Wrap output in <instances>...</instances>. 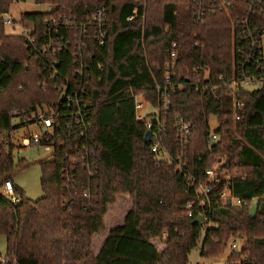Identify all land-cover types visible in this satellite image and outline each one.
<instances>
[{
    "label": "trees",
    "instance_id": "16d2710c",
    "mask_svg": "<svg viewBox=\"0 0 264 264\" xmlns=\"http://www.w3.org/2000/svg\"><path fill=\"white\" fill-rule=\"evenodd\" d=\"M36 1L48 9L24 13L21 21L33 26L38 44L46 41L47 32L59 42L71 41L60 54L58 81L72 77L76 56L92 54L91 127L84 136L60 129L51 139L54 152L40 161L41 198H28L15 183L19 201L4 194V182H14L28 167L24 159H15L13 130L33 123L37 107H56L59 91L48 77L46 59L26 36L8 34L0 17V236L7 242L5 264H189L199 245L203 257L213 258L235 238L243 246L225 264H264V85L243 92L237 119L231 99L221 89L215 91L221 77H235L234 23L254 14L252 2L230 0L232 7L223 9L220 0ZM13 3L0 0V14L9 13ZM101 6L109 14L104 46L83 29L91 35L89 24ZM80 42L90 43L88 51L78 50ZM174 43L176 80L183 86L172 93L171 110L155 122L154 132L163 125L161 151L176 158L180 146L173 119L181 115L192 123L184 172L172 160L157 158L145 143L147 127L135 114L136 95L159 107L157 87L163 84ZM15 117L20 119L16 126ZM212 117L219 139L210 146ZM218 163L230 176L233 195L245 204L225 203L220 184L211 194V206H200L198 184ZM120 200L127 205L112 215ZM255 200L260 205L251 217ZM199 213L206 220L194 223ZM96 237H102L98 246Z\"/></svg>",
    "mask_w": 264,
    "mask_h": 264
},
{
    "label": "built area",
    "instance_id": "2783aa9c",
    "mask_svg": "<svg viewBox=\"0 0 264 264\" xmlns=\"http://www.w3.org/2000/svg\"><path fill=\"white\" fill-rule=\"evenodd\" d=\"M249 1L255 6L253 10L254 14L250 17L239 18L234 23V53L237 57L236 62L238 65L235 77L231 81H224L221 77L220 81L222 85L219 88H215V91L221 89L222 93L231 99L234 119L239 117V111L244 107V101L241 99L243 92L258 90L264 85V0ZM220 5L223 9H229L232 7V2L230 0H220ZM0 17L5 27L16 23L13 16L9 13L0 14ZM20 24L23 26L24 23L21 21ZM108 24V8L106 6H101L96 9L93 14V19L89 24L92 28L91 35L88 34L86 26H83L84 34H87L88 38L93 37L98 46H104L109 38ZM33 32V26L32 28L23 27V32L20 33V35L26 36L29 40V45L34 46L35 52L46 59L45 64L48 70V77L51 81L56 82L59 91V101L56 107L49 105L37 107V112L32 113L33 117L31 120H33V123L39 125V130L38 132L29 133L22 137L19 145L23 146V148L40 145L48 152H51L52 155L54 147L51 139L60 129L69 135L84 136L91 127L88 111L90 105L88 96L91 69L94 67V62H92L91 53L84 56L81 54L80 57L76 56L73 62L74 70L72 77L64 76L62 81H58L60 73L58 67L61 63L60 54L64 48H69L71 41L59 42L47 32L46 41L43 44H38L37 38L32 36ZM89 46V42H80L78 50L86 52ZM172 47L170 60L166 63L163 84L157 87L159 107H156V113L150 115L151 117L154 116L153 118L149 119V116L146 117L144 113L146 109L145 104L147 102L145 98L142 95L135 96L136 120L143 123L147 127V130L153 131V139L151 141L152 151L159 155L167 153V151H161V140L159 136V134L165 131L162 125L158 132H154L155 122H160L162 115L167 117L171 110L172 93L176 88L183 86L181 82L176 80V43H174ZM97 68L101 72L105 71V66L103 64H97ZM195 86L199 89V85L196 84ZM43 88H46L45 84ZM28 125L29 124L26 126ZM173 126L180 148H178L176 158H171L169 154H167L169 160L173 161L176 168L184 172L185 168H187V155L185 151L192 136L193 127L192 123L181 115H176L174 117ZM218 127V122L215 123L213 127L210 122V146L219 139L216 133ZM43 128L46 129V132L43 131ZM74 164L77 165L78 162L75 161ZM85 166L91 168L92 164L87 162ZM229 180V174L222 170L220 163L216 164L212 169L207 170L205 179L198 184V192L201 195L199 202L200 206L202 208H206L209 205L211 206V194L213 193L214 187L220 184H224V189L220 193V197L225 203L230 202L233 207L245 204L246 202L233 195L232 190L228 186ZM189 182L193 185L195 179L190 177ZM4 194L14 203L19 201L15 194L14 182L12 180H6L4 182ZM88 194L89 192L87 191L85 196H88ZM188 207H193V204H188ZM193 215L194 211L191 210L189 216ZM198 216H204V220H206V216L203 213H199ZM229 245L231 246V252L239 251L243 246V241L240 238H235L230 241ZM227 260L228 257L224 262L198 264H225ZM8 261L9 259L5 255L1 258L2 264Z\"/></svg>",
    "mask_w": 264,
    "mask_h": 264
},
{
    "label": "rangeland",
    "instance_id": "374dc122",
    "mask_svg": "<svg viewBox=\"0 0 264 264\" xmlns=\"http://www.w3.org/2000/svg\"><path fill=\"white\" fill-rule=\"evenodd\" d=\"M48 9L47 5L38 3L36 0H14V3L11 5L9 14L13 16L16 23L14 25L6 26V32L8 34H20L23 32V27L32 28L30 24H23L21 26V15L27 12H45ZM263 48H264V39H263ZM147 111L150 114L156 113L157 109L149 106ZM154 117V116H153ZM149 116L148 118H153ZM212 127L217 123L216 117L211 119ZM20 124L19 117L13 119V125ZM39 125L37 123H31L28 126L16 128L13 130L11 137L12 142L16 145L15 149V159H24L28 164V167L23 171L19 172L14 176V183L23 190L25 196L30 199L37 200L43 196V189L41 184L42 179V167L40 161L49 159L51 157V152H48L43 146L35 145L30 147H25L19 145L22 137L29 133L38 132ZM159 160H169L167 153L164 155H158ZM127 204L120 200L118 206L112 209V215L118 214L121 212ZM121 206V207H120ZM123 207V208H122ZM102 237H96L95 245L98 246L101 243ZM232 240V239H231ZM230 240V241H231ZM230 241L227 244L225 251L213 258H206L201 255V245L195 248L189 255V264H198V263H207V262H224L228 255L231 252V246L229 245ZM7 242L5 236H0V253L3 255L6 254ZM96 250L98 248H95Z\"/></svg>",
    "mask_w": 264,
    "mask_h": 264
},
{
    "label": "water",
    "instance_id": "95a60500",
    "mask_svg": "<svg viewBox=\"0 0 264 264\" xmlns=\"http://www.w3.org/2000/svg\"><path fill=\"white\" fill-rule=\"evenodd\" d=\"M43 131L46 132V129L43 128ZM153 139V131L151 130H147L146 134H145V143L146 144H151V141ZM260 205V201L259 200H255L252 202V205L250 207V216L251 217H255L257 212H258V208ZM204 221V216H198L195 218L194 223H199Z\"/></svg>",
    "mask_w": 264,
    "mask_h": 264
},
{
    "label": "crops",
    "instance_id": "0c3cea01",
    "mask_svg": "<svg viewBox=\"0 0 264 264\" xmlns=\"http://www.w3.org/2000/svg\"><path fill=\"white\" fill-rule=\"evenodd\" d=\"M145 105H146V109H145L144 113H145V115H146V117H147V116H150V115H151V114L147 111L148 107L151 106V105L148 104L147 102H146ZM152 107H153V106H152ZM154 108H155V107H154Z\"/></svg>",
    "mask_w": 264,
    "mask_h": 264
}]
</instances>
